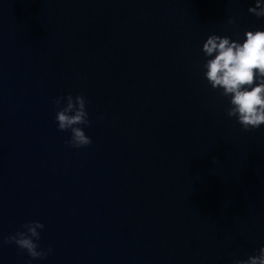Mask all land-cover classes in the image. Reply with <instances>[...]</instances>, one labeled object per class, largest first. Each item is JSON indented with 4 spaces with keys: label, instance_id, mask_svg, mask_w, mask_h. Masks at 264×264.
<instances>
[{
    "label": "water",
    "instance_id": "95a60500",
    "mask_svg": "<svg viewBox=\"0 0 264 264\" xmlns=\"http://www.w3.org/2000/svg\"><path fill=\"white\" fill-rule=\"evenodd\" d=\"M256 0H0V264H234L264 247V125L204 77ZM229 19L234 23L229 24ZM82 95L92 143L66 144ZM64 102L60 107H64ZM38 221L32 259L4 243Z\"/></svg>",
    "mask_w": 264,
    "mask_h": 264
},
{
    "label": "clouds",
    "instance_id": "9594fccd",
    "mask_svg": "<svg viewBox=\"0 0 264 264\" xmlns=\"http://www.w3.org/2000/svg\"><path fill=\"white\" fill-rule=\"evenodd\" d=\"M248 11L257 18L264 17V0H256L255 7ZM228 23L232 24L234 20L229 19ZM203 53L208 58L202 65L208 84L213 90L221 91L223 97H230L227 116L236 118L245 131L264 125V31H246L242 43L227 36L210 35L203 44ZM62 102L64 107H60ZM54 104L59 109L55 117L57 130L71 132L66 144L76 149L91 145V138L81 127L90 126L84 96L69 94L56 98ZM22 227L26 231H17L3 242L14 243L32 259H45L52 249L38 251L39 244L34 242L40 240L38 229L43 230L44 224L33 221ZM234 264H264V247L257 255L249 256L247 260H235Z\"/></svg>",
    "mask_w": 264,
    "mask_h": 264
}]
</instances>
